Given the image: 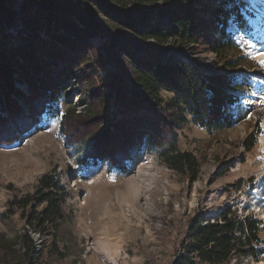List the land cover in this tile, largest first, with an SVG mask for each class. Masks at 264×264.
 Listing matches in <instances>:
<instances>
[{
  "label": "trees",
  "instance_id": "trees-1",
  "mask_svg": "<svg viewBox=\"0 0 264 264\" xmlns=\"http://www.w3.org/2000/svg\"><path fill=\"white\" fill-rule=\"evenodd\" d=\"M13 1L0 0V105L14 125L0 115V147L16 145L49 121L59 122L65 146L80 141L67 126L80 115L65 108L70 97L67 86L78 75L91 81L104 71L108 59L102 50L115 57L118 74L107 77L105 92L89 86L82 100L100 96L107 102L118 94L121 119L111 126V132L108 127L101 129V143L108 152L113 150L114 158L103 160L106 156L96 151L94 142H86L88 155L77 166L87 170L109 162L111 168L125 172L145 142L153 144L141 129L164 135L182 116L181 105L193 123L208 132L236 124L230 109L237 98L230 90L240 87L231 85L226 75L201 78L195 67L167 55L165 45L172 43L174 50L187 56L192 52L188 46L206 40L221 58L223 70L234 71L244 56L235 59L228 51L234 48L236 35L252 36L256 19L245 0H161L159 4L146 0H18L19 16L10 8ZM230 23L236 34L229 32ZM93 38L101 40V45H94ZM134 39L151 41L157 47L139 46ZM20 83L26 85L25 92L18 88ZM162 91L175 94L174 99L165 102ZM85 108L89 111L88 105ZM260 131L256 129V137ZM118 139L124 146L111 150L110 140ZM158 156L167 169L189 173L191 181L196 180L199 163L192 153L172 145L161 149ZM65 193L54 175L44 174L33 194L15 199L10 206L27 210L24 219L29 228L55 235L64 220ZM260 225L253 217L241 218L229 209L212 221L193 218L172 264H229L241 257L258 260L264 256ZM21 238L24 261L20 264H27L33 260L34 241L27 230Z\"/></svg>",
  "mask_w": 264,
  "mask_h": 264
},
{
  "label": "rangeland",
  "instance_id": "rangeland-1",
  "mask_svg": "<svg viewBox=\"0 0 264 264\" xmlns=\"http://www.w3.org/2000/svg\"><path fill=\"white\" fill-rule=\"evenodd\" d=\"M160 1L146 0L152 4ZM245 2L256 19L252 36L236 35L235 46L228 51L235 59L244 56L243 64L234 71L223 70L221 58L214 55L206 40L188 46L192 52L187 56L174 50L172 43L165 45L167 55L195 67L201 78L226 75L231 85L240 87L230 90L237 98L230 109L237 121L232 127L208 132L193 123L187 109L180 104L182 116L164 135L141 129L146 131L145 139H152L153 144L145 142L125 172L111 168L109 162L87 170L77 166V161L88 155L84 149L86 142H94L96 151L106 156L103 160L108 156L114 158L112 149L124 146L121 139L110 140L108 146L112 151L108 152V147L104 148L101 143V129L108 127L111 132V126L121 119L118 94L107 102L100 96H86L82 100L89 86L100 87L105 92L107 77L118 74L115 57L102 50L108 59L104 71H99L91 81L78 75L67 86L70 97L65 108L80 113L67 126L80 141L65 146L60 139L59 122L49 121L22 137L16 145L0 147V242L4 243L0 247V264L24 261L21 236L26 230L34 241L33 260L27 264H172L189 222L198 216L204 222L212 221L225 209L238 217L250 216L260 221V248L264 250V80L258 73H264L261 67L264 64V0ZM13 4L10 8L19 16L21 2L14 0ZM228 29L236 34L232 23ZM91 41L97 47L102 42L97 38ZM133 41L139 46L157 47L151 41ZM17 86L25 92L26 85ZM162 93L165 102L175 97V94ZM19 104L27 113L21 100ZM0 115L10 123L2 104ZM256 129L261 130L257 137ZM172 145L192 153L198 161L194 182L189 173L177 174L160 161V150ZM248 145L251 146L247 149ZM208 166L213 172L206 177L204 168ZM49 173L67 194L64 220L55 235L29 228L24 219L27 210L22 212L10 206L15 199L33 194L39 178ZM229 264H264V256L258 260L232 259Z\"/></svg>",
  "mask_w": 264,
  "mask_h": 264
},
{
  "label": "bare ground",
  "instance_id": "bare-ground-1",
  "mask_svg": "<svg viewBox=\"0 0 264 264\" xmlns=\"http://www.w3.org/2000/svg\"><path fill=\"white\" fill-rule=\"evenodd\" d=\"M260 75V78H262V80H264V73H261V72H258ZM263 84H264V81H263ZM264 110V109H263ZM204 170H205V173H206V177L207 176H210V173H212L213 172V168L211 167V166H208V167H205L204 168ZM203 170V171H204ZM206 179V178H205Z\"/></svg>",
  "mask_w": 264,
  "mask_h": 264
},
{
  "label": "snow or ice",
  "instance_id": "snow-or-ice-1",
  "mask_svg": "<svg viewBox=\"0 0 264 264\" xmlns=\"http://www.w3.org/2000/svg\"><path fill=\"white\" fill-rule=\"evenodd\" d=\"M261 67H264V64H262Z\"/></svg>",
  "mask_w": 264,
  "mask_h": 264
},
{
  "label": "water",
  "instance_id": "water-1",
  "mask_svg": "<svg viewBox=\"0 0 264 264\" xmlns=\"http://www.w3.org/2000/svg\"><path fill=\"white\" fill-rule=\"evenodd\" d=\"M39 242H40V240H39Z\"/></svg>",
  "mask_w": 264,
  "mask_h": 264
}]
</instances>
